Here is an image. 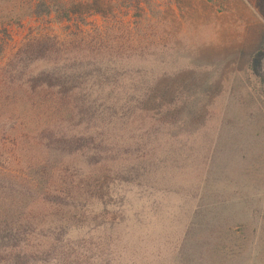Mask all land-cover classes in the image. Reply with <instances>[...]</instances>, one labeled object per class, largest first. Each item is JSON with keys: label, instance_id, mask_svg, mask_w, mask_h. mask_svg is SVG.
Instances as JSON below:
<instances>
[{"label": "rangeland", "instance_id": "rangeland-1", "mask_svg": "<svg viewBox=\"0 0 264 264\" xmlns=\"http://www.w3.org/2000/svg\"><path fill=\"white\" fill-rule=\"evenodd\" d=\"M112 1L19 23L0 4V264H264V0ZM37 38L51 57L22 74L160 52L159 101L113 140L47 149L71 119L2 81Z\"/></svg>", "mask_w": 264, "mask_h": 264}, {"label": "trees", "instance_id": "trees-1", "mask_svg": "<svg viewBox=\"0 0 264 264\" xmlns=\"http://www.w3.org/2000/svg\"><path fill=\"white\" fill-rule=\"evenodd\" d=\"M2 2L4 5H11L13 9L9 13L10 18L17 17L15 18L17 23L28 16H46L58 21H67L84 13L103 15L101 7L104 5L110 14L113 13L112 0H21L18 4L21 5L19 9L13 7L14 0H0V4ZM21 11L22 14H19ZM45 42L47 41H43L42 38L26 41L5 67H9L10 71L3 69L2 81L5 89L19 84L27 100L51 92L52 99L48 100L47 107L52 114L54 112L62 121H65V117L77 119L74 125L73 121H69L71 132L55 124L53 129L55 134L44 142L47 149H51L53 144L54 151L64 152L66 156H70L83 152L79 142L85 138L95 143L103 135H109L108 138L112 137L113 140L114 136H120L119 133L124 130L128 118L136 111L134 108L144 107L151 99L159 101V94L155 91L159 90L161 77L160 52L155 53L151 60L138 56L125 60L101 58V62L99 60L96 62L95 69L86 74L83 72L88 71L86 69L90 65L83 61L60 64L56 61L49 62L50 65L44 69L35 73L26 71V74H22V68L28 62L50 59L51 51L44 46ZM137 46L140 47L141 44ZM137 57L140 60L136 59ZM125 74H130L131 77H126ZM110 75H114L119 81L118 86L104 88L108 85ZM86 81L92 86L89 91L85 90ZM159 114L160 112H157V116Z\"/></svg>", "mask_w": 264, "mask_h": 264}]
</instances>
